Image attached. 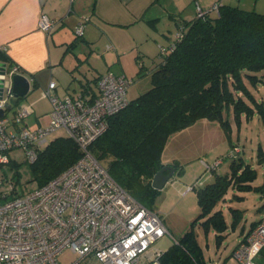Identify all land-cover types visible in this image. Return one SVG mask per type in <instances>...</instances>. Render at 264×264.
I'll use <instances>...</instances> for the list:
<instances>
[{
    "label": "trees",
    "instance_id": "trees-1",
    "mask_svg": "<svg viewBox=\"0 0 264 264\" xmlns=\"http://www.w3.org/2000/svg\"><path fill=\"white\" fill-rule=\"evenodd\" d=\"M218 10L183 23L178 37L166 46L169 50L158 53L157 65L150 72L151 87L113 114L107 130L90 145L89 150L110 176L147 208L156 192L151 180L163 165V146L173 132L199 118L226 125L225 112L229 111L237 120L241 114L249 117L254 113L264 119V106L245 82L253 87L264 82V12L231 4H221ZM82 89L96 94L93 86ZM78 149L68 135L52 138L28 163L29 180L36 187L44 185L77 161ZM260 149L257 155L263 159ZM229 168L223 175L214 171L212 182L193 188L200 207L194 223L212 228L217 240L227 227L217 208L219 200L231 188L258 189L251 184L256 170L242 157L232 160ZM17 173L15 170L16 177ZM232 212L233 227L241 212L233 208ZM161 256V264H206L192 228ZM255 263L264 264V245Z\"/></svg>",
    "mask_w": 264,
    "mask_h": 264
},
{
    "label": "built area",
    "instance_id": "built-area-1",
    "mask_svg": "<svg viewBox=\"0 0 264 264\" xmlns=\"http://www.w3.org/2000/svg\"><path fill=\"white\" fill-rule=\"evenodd\" d=\"M74 2L75 0H70ZM220 0L209 7L196 3V16L219 12ZM38 27L51 33L56 22L46 15L38 17ZM88 17L74 27L77 37L83 35ZM178 32L175 35L178 37ZM160 53L169 49L160 46ZM0 65V165L9 163L7 152L22 149L28 162L49 141L48 135L59 128L78 145L80 157L42 186L21 193L18 183H0V264H62L59 255L69 250L74 254L70 264H80L88 255L101 264H161L163 251L154 243L167 233L160 215L139 203L119 185L102 163L89 150L91 143L108 128V119L126 106L131 82L125 75L108 70L96 80V94L81 90L58 96L50 81L42 90L50 111L45 126L31 127L27 117L30 105L18 106L8 116L9 99L13 98L11 78L21 74L13 63ZM241 147L232 145L227 152L232 160L239 158ZM223 158L211 164L201 160L211 172ZM197 187L188 185V189ZM264 245V214L245 237L239 240L234 254L239 264H254Z\"/></svg>",
    "mask_w": 264,
    "mask_h": 264
},
{
    "label": "crops",
    "instance_id": "crops-1",
    "mask_svg": "<svg viewBox=\"0 0 264 264\" xmlns=\"http://www.w3.org/2000/svg\"><path fill=\"white\" fill-rule=\"evenodd\" d=\"M216 1L0 0V62L16 64L29 81V90L25 96L9 99L6 110L8 116H12L18 106L30 105L32 113L27 117V123L30 125L28 118L35 113L34 102L37 100L35 98L31 102H25L23 99L35 89L40 92L38 99H47L41 95L50 81L56 83L53 90L62 97L66 94H76L87 86H93L95 89V81L99 75L108 70L126 77L134 72L147 71L150 74L157 65L160 46L166 47L176 38L175 35L183 23L193 20L196 15V3L205 8ZM220 2L223 5L231 4L264 12V0ZM42 14L56 22V27L51 33L39 30L38 17ZM83 17H88V21L83 26V35L77 37L74 27ZM35 119L34 125L39 124L38 116H35ZM260 150L264 155L262 147ZM162 162L164 164V161ZM258 164L264 166V158L260 159L258 156ZM200 166L202 167L201 163ZM214 171L209 172L211 177ZM257 176L258 172L251 182L253 186H258L253 192L264 197V181L256 184L254 181ZM233 197L243 198L244 195L237 193ZM229 207L241 212L233 226L238 233L235 244L228 251V243H225L226 231L218 240L214 231L217 257H207L205 248L197 242L206 264H239L234 250L239 240L251 231L264 214L262 202L258 208V217L245 225L239 222L243 217L242 209L232 205ZM206 249L209 250L208 247ZM257 257L258 255L254 264ZM80 264L101 263L88 255L81 259ZM142 264H149V261L143 258Z\"/></svg>",
    "mask_w": 264,
    "mask_h": 264
},
{
    "label": "rangeland",
    "instance_id": "rangeland-1",
    "mask_svg": "<svg viewBox=\"0 0 264 264\" xmlns=\"http://www.w3.org/2000/svg\"><path fill=\"white\" fill-rule=\"evenodd\" d=\"M127 77L131 80L126 92V96L130 100L151 87V77L147 71L134 72ZM245 82L250 92L255 96V100L264 106V82L258 81L256 87L247 81ZM39 93L35 89L23 99L25 102H31L35 98L37 100L34 102L35 113L28 118L31 126H45L49 119L47 114L50 111V103H48V98L38 99ZM248 103L252 104L250 100ZM35 116H38L39 124L34 125ZM224 119L228 120L226 125L218 120L199 118L184 129L173 132L163 146L160 159L164 161V164L172 166L174 173L165 182L163 188H154L156 192L152 195L150 202V208L158 212L168 229L167 233L154 243L161 251H165L187 230L192 228L197 242L205 248V255L217 257V255L215 256L214 230L212 228L207 230L198 222L194 223V218L200 212V207L198 206L196 191L194 189L187 190L188 185L196 184L198 187L201 183L212 182L213 177L209 175V171L200 166L202 159L211 164L216 159L223 158L222 163L215 168L216 173L223 175L230 171L229 165L232 161L230 157L226 156L227 152L232 145L238 144L241 147L239 157H242L244 163L249 164L258 172L254 182L261 184L264 181V166L258 164V156L256 155L259 145L264 151V119L259 114L254 113L249 117L241 114L237 120L232 111L225 112ZM65 135L67 134L64 128H59L52 131L47 139L51 140L57 136L64 137ZM23 152L19 148L7 152L11 163L0 165V183L11 180L18 183L23 192H27L36 187V182L29 180V162ZM15 170L18 171L17 177ZM1 186L2 184H0ZM237 193L244 195V197H233ZM227 196L226 199L219 200L217 208H221L223 217L227 222L225 243L226 245L228 243L227 250L229 251L235 244V238L238 235L232 227L234 217L229 205L242 209L243 217L239 222L248 225L251 219L258 217V208L260 203L264 202V197L257 195L253 190L244 191L236 188H231L227 192ZM207 247L209 250L206 249ZM73 258L74 254L65 250L57 260L62 264H70V259Z\"/></svg>",
    "mask_w": 264,
    "mask_h": 264
},
{
    "label": "water",
    "instance_id": "water-1",
    "mask_svg": "<svg viewBox=\"0 0 264 264\" xmlns=\"http://www.w3.org/2000/svg\"><path fill=\"white\" fill-rule=\"evenodd\" d=\"M0 65L3 67L5 66V63L0 62ZM3 79H4V74L3 72H1L0 80L3 81ZM10 80H11V86H12L11 92L13 93V96L17 98L25 96L26 93L28 92L27 90H29V81L28 79H26V76L24 77V75L15 74L12 76ZM1 87L2 86L0 85V92H1ZM0 97H1V93H0ZM2 114H3V109L0 108V116H2ZM166 170H168L169 172L166 173ZM173 170L174 169L172 166L163 164L162 167L157 170L158 172L153 176L151 180V184L153 188L155 189L163 188L165 182L170 178V176L173 175L174 173Z\"/></svg>",
    "mask_w": 264,
    "mask_h": 264
},
{
    "label": "flooded vegetation",
    "instance_id": "flooded-vegetation-1",
    "mask_svg": "<svg viewBox=\"0 0 264 264\" xmlns=\"http://www.w3.org/2000/svg\"><path fill=\"white\" fill-rule=\"evenodd\" d=\"M169 171L168 170H166V173H168Z\"/></svg>",
    "mask_w": 264,
    "mask_h": 264
}]
</instances>
